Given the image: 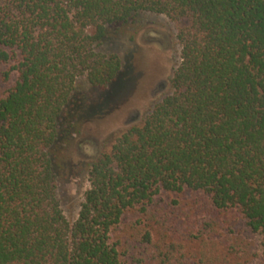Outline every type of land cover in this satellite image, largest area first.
Here are the masks:
<instances>
[{
    "label": "trees",
    "instance_id": "1",
    "mask_svg": "<svg viewBox=\"0 0 264 264\" xmlns=\"http://www.w3.org/2000/svg\"><path fill=\"white\" fill-rule=\"evenodd\" d=\"M143 13L175 24L170 92L90 162L69 223L52 171L58 119L78 78L100 90L114 82L121 60L102 51L106 31ZM9 83L0 264H264V0H0ZM185 192L241 220L247 248L216 240L218 218L178 229L157 200ZM188 242L224 254L192 255Z\"/></svg>",
    "mask_w": 264,
    "mask_h": 264
},
{
    "label": "rangeland",
    "instance_id": "2",
    "mask_svg": "<svg viewBox=\"0 0 264 264\" xmlns=\"http://www.w3.org/2000/svg\"><path fill=\"white\" fill-rule=\"evenodd\" d=\"M149 38L158 40L162 48L149 43ZM102 51L119 56L121 69L116 79L100 90L91 87L85 77L78 78L72 98L57 122L52 171L60 206L69 223L77 217L82 195L88 188L90 162L101 152L108 151L119 135L142 123L153 104L160 100V95L154 93L155 84L163 83L170 92L169 80L179 64L180 46L174 23L161 15L143 13L124 25L108 27ZM154 58L155 63H152ZM11 84H1L0 95ZM173 200L178 205H173ZM157 202L158 208L172 214L170 220L179 222L178 229L188 223L218 218L219 237L216 240L228 238L247 248L250 235L242 221L233 213L214 212L203 196L189 192L163 194ZM216 247L203 248L197 242L186 243L189 254L197 255L203 250L208 255L223 256L222 249Z\"/></svg>",
    "mask_w": 264,
    "mask_h": 264
},
{
    "label": "flooded vegetation",
    "instance_id": "3",
    "mask_svg": "<svg viewBox=\"0 0 264 264\" xmlns=\"http://www.w3.org/2000/svg\"><path fill=\"white\" fill-rule=\"evenodd\" d=\"M148 42H149V43H152V44H154V45H157V46H159L160 48H162L161 45H160V43L158 42V40H156V39H154V38H149ZM155 60H156V59L154 58L152 63H155ZM153 65H154V64H153ZM154 67H155V66H154ZM152 74H153V73H152ZM169 84H170V80H169ZM154 87H155L154 93H155V94L158 93V94L160 95V99L163 98L165 95H167L168 92H169V90L166 89V86H165L163 83L155 84ZM156 95H157V94H156Z\"/></svg>",
    "mask_w": 264,
    "mask_h": 264
}]
</instances>
